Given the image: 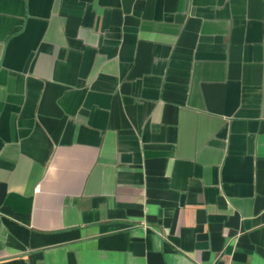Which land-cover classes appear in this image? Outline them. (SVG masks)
Instances as JSON below:
<instances>
[{"label":"crops","instance_id":"1","mask_svg":"<svg viewBox=\"0 0 264 264\" xmlns=\"http://www.w3.org/2000/svg\"><path fill=\"white\" fill-rule=\"evenodd\" d=\"M0 264H264V0H0Z\"/></svg>","mask_w":264,"mask_h":264}]
</instances>
